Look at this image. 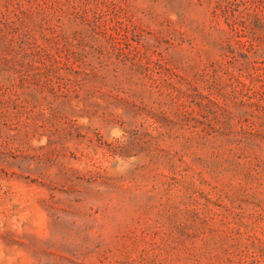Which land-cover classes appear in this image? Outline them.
I'll return each instance as SVG.
<instances>
[{
    "label": "rangeland",
    "instance_id": "374dc122",
    "mask_svg": "<svg viewBox=\"0 0 264 264\" xmlns=\"http://www.w3.org/2000/svg\"><path fill=\"white\" fill-rule=\"evenodd\" d=\"M0 264H264V0H0Z\"/></svg>",
    "mask_w": 264,
    "mask_h": 264
}]
</instances>
